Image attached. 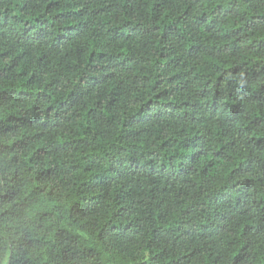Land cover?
I'll use <instances>...</instances> for the list:
<instances>
[{"label": "trees", "instance_id": "trees-1", "mask_svg": "<svg viewBox=\"0 0 264 264\" xmlns=\"http://www.w3.org/2000/svg\"><path fill=\"white\" fill-rule=\"evenodd\" d=\"M0 264H264V0H0Z\"/></svg>", "mask_w": 264, "mask_h": 264}]
</instances>
